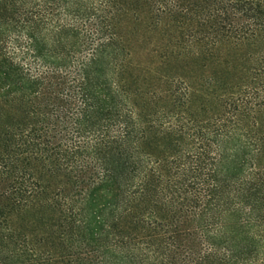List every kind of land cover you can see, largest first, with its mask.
<instances>
[{
    "label": "trees",
    "instance_id": "trees-1",
    "mask_svg": "<svg viewBox=\"0 0 264 264\" xmlns=\"http://www.w3.org/2000/svg\"><path fill=\"white\" fill-rule=\"evenodd\" d=\"M0 264H264V0H0Z\"/></svg>",
    "mask_w": 264,
    "mask_h": 264
}]
</instances>
